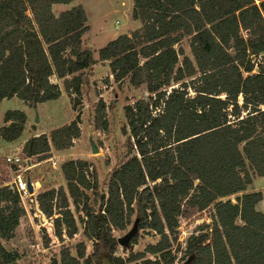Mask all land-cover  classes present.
Here are the masks:
<instances>
[{
  "label": "trees",
  "instance_id": "16d2710c",
  "mask_svg": "<svg viewBox=\"0 0 264 264\" xmlns=\"http://www.w3.org/2000/svg\"><path fill=\"white\" fill-rule=\"evenodd\" d=\"M74 1L0 0V100L17 97L35 108L65 91L76 112L69 123L30 137L23 151L49 160L52 146L68 149L80 137L84 87L98 60L109 61L115 81L145 86L148 94L124 106L127 155L109 197L117 191L121 210L104 195L100 209L90 204L98 175L84 159L62 163L68 192L49 188L37 195L61 239L79 229L71 198L93 242L89 254L84 242L77 255L62 248L53 264H175L180 217L210 205L212 222L191 234L184 263L264 264V211L257 208L264 196L247 191L255 176H264V0H133L140 27L107 43L98 59L83 45L90 29L84 6L53 10ZM186 38L192 57L181 46ZM106 109L100 99L95 124L103 130ZM27 120L23 110L6 111L0 138L19 139ZM6 182L0 178V264H16L20 254L2 240L15 236L26 209ZM192 191L197 202L189 200ZM135 212L140 227L160 239L142 252L125 247L126 259L114 256L112 226L125 228Z\"/></svg>",
  "mask_w": 264,
  "mask_h": 264
},
{
  "label": "rangeland",
  "instance_id": "374dc122",
  "mask_svg": "<svg viewBox=\"0 0 264 264\" xmlns=\"http://www.w3.org/2000/svg\"><path fill=\"white\" fill-rule=\"evenodd\" d=\"M261 1L257 0L258 3ZM78 4L84 6L88 17L87 24L90 27L83 36V45L94 51L95 58H99V50L111 40L121 34H130L140 27V21L133 18V0H75L69 3L68 6L66 4L57 5L54 12L59 14L57 10L64 11ZM189 41L188 38L184 39L181 46L184 48L185 53L192 57ZM181 60L182 56L180 57ZM100 62L98 60L96 72L93 71V75L90 76L89 82L84 87L80 137L76 138L73 145L68 149L59 150L53 146L55 153L41 165H36L38 159L32 156V166L26 170L24 175L31 179L33 185L35 182L34 193L36 197L40 192L49 188L63 187L68 192L67 181L62 172V163L70 159L87 160L91 164V172L95 171L98 175L97 191L94 193L89 191L90 204L97 210L100 209L101 196L104 195L105 202L110 201L115 211L122 208L121 198L118 196L117 191H115L111 200L109 197L115 170L124 162L127 155V135L122 130L126 125L124 106L148 94V92L145 86L139 88L131 86L127 79H124L121 83L115 81L110 69L107 70V67ZM100 99H103L107 105L106 114L109 123L107 130L99 129L95 124V110ZM13 109L23 110L31 117L32 123L24 133L22 141L34 133L36 129L43 132L51 127L54 128L71 121L76 113H74L71 101L66 93L64 97L58 100L43 102L35 108L14 97L0 100V125L4 123L5 112ZM21 140L13 146L0 139V178L3 181H11L13 178L12 172L5 162L4 155L17 148L23 149L24 144L21 143ZM92 140L98 148L96 153L92 150ZM53 160L57 161L56 166L53 165ZM91 172L89 173L90 177L92 176ZM257 177L255 176V178ZM262 187L264 189V179H258L248 189H260L259 191H262L264 196ZM248 189L247 191H249ZM197 196V193L192 191L189 200L197 202ZM236 196L232 195L230 198L236 201ZM26 205L29 212H26L21 218L15 236L9 240H2L8 250L20 254L16 264H53V260L60 259L62 248H70L71 253L77 255V245L80 242L86 244L88 254L93 251V242L84 235V226L80 220V217L84 214L76 210L71 198L70 209L76 217L79 229L73 237L64 234L62 239L55 234V217L47 218L44 216L35 203L27 201ZM213 208V205H210L202 209L201 207L196 210L190 209L192 212L189 215L180 217L176 232L177 239L173 241L172 245V252L177 255L175 264H184V251L189 237L198 230L201 224L212 222ZM259 209H264V197ZM136 218H138V215L135 212L125 228H121L118 223H115L112 226L115 237L118 239L124 236L132 228ZM139 228V232L135 235L136 242L130 245L133 252H142L148 244L156 243L160 239V235L151 227L141 228L139 223ZM47 237L50 239L48 242L46 241ZM114 256H121L126 259L129 256V249H125L118 243ZM146 256L155 257L150 253H147ZM125 264L131 263L126 261Z\"/></svg>",
  "mask_w": 264,
  "mask_h": 264
},
{
  "label": "built area",
  "instance_id": "2783aa9c",
  "mask_svg": "<svg viewBox=\"0 0 264 264\" xmlns=\"http://www.w3.org/2000/svg\"><path fill=\"white\" fill-rule=\"evenodd\" d=\"M31 155L25 153L23 149H16L4 155L5 162L12 172V180L6 183L11 186L12 189L16 190L21 198V203L27 210V201L35 203L37 208L39 207L37 197L34 192H30L28 189V179L24 173L30 166H32ZM53 165H57V161H52ZM44 215V214H43Z\"/></svg>",
  "mask_w": 264,
  "mask_h": 264
},
{
  "label": "crops",
  "instance_id": "0c3cea01",
  "mask_svg": "<svg viewBox=\"0 0 264 264\" xmlns=\"http://www.w3.org/2000/svg\"><path fill=\"white\" fill-rule=\"evenodd\" d=\"M59 4H63V3H58V4H54L53 5V10L55 9H57V5H59ZM66 6H68V4H66ZM54 10V11H55ZM59 13L60 12H62L61 10H57ZM58 15V14H57ZM98 59V58H97ZM100 63H103L107 68V70H109L110 69V67H109V61H106V62H100ZM97 65H98V63H96L95 65H94V72H96V68H97ZM64 95H65V91H63V93H62V95L58 98V99H60L61 97H64ZM14 98V97H13ZM69 98V97H68ZM58 99H54V100H58ZM49 101H51V100H49ZM47 102V101H46ZM41 103H39L38 105H37V107L40 105ZM25 112V111H24ZM26 113V112H25ZM74 113H75V111H74ZM27 114V117H28V120H27V123H26V126H25V129H24V132H23V134H22V136L19 138V139H17V140H15V141H11V142H9V141H6V140H4V141H6V142H8V145H13V146H15V145H17L16 143H18L21 139H22V137H23V135H24V133L26 132V130L28 129V127L31 125V123H32V121H31V117H30V115L28 114V113H26ZM75 116H76V113H75ZM75 116L73 115V119L75 118ZM72 119V120H73ZM71 120V121H72ZM70 121H68V122H66V123H69ZM66 123H64V124H66ZM63 123L61 124V125H58V126H56V127H54V128H49V129H47L46 131H43V132H41V131H39L38 129H36L35 131H34V133H32L29 137H26V138H24V140L22 141L21 140V143H25L30 137H33V136H38V135H40V134H42V133H49L51 130H53V129H56V128H58V127H60V126H62V125H64ZM3 125H4V123H3ZM2 125H0V127H1ZM1 139V138H0ZM12 146V147H13ZM17 149H19V148H17ZM60 153L62 152V151H59ZM53 153H55V150H54V147L52 146V154ZM45 161V160H44ZM44 161H38V163L36 164V165H41ZM258 179H264V176H258L257 178H255L254 179V182H253V184H251V185H254V183L258 180ZM39 183V182H38ZM251 185H249V186H251ZM34 186H35V182H34ZM261 189H263V187L261 188ZM249 191H259L260 189H257V188H249L248 189ZM264 190V189H263ZM263 193V192H262ZM34 195H35V193H34ZM262 201H260L259 203H258V205H257V208L259 209V207H260V203H261ZM38 210H40V208L38 207ZM259 210H261V211H264V209H259ZM26 212H29V209H27L26 210ZM43 213V212H42ZM36 214V213H35ZM45 216V215H44Z\"/></svg>",
  "mask_w": 264,
  "mask_h": 264
},
{
  "label": "water",
  "instance_id": "95a60500",
  "mask_svg": "<svg viewBox=\"0 0 264 264\" xmlns=\"http://www.w3.org/2000/svg\"><path fill=\"white\" fill-rule=\"evenodd\" d=\"M91 144H92L93 152H95V153L98 152V148H97V146H96V144L94 143L93 140L91 141ZM28 189H29L30 192H34V185L31 182L30 178L28 179ZM139 230H140V228H139V218H136L132 228L124 236L119 237L117 239L118 243L121 244L123 247H129L130 244H131V240L139 232ZM184 264H187V263H184Z\"/></svg>",
  "mask_w": 264,
  "mask_h": 264
}]
</instances>
